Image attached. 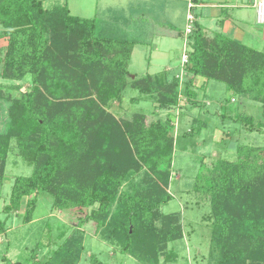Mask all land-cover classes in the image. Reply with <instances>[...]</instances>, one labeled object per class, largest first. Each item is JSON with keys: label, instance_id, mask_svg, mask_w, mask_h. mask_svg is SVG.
Listing matches in <instances>:
<instances>
[{"label": "trees", "instance_id": "trees-1", "mask_svg": "<svg viewBox=\"0 0 264 264\" xmlns=\"http://www.w3.org/2000/svg\"><path fill=\"white\" fill-rule=\"evenodd\" d=\"M44 2L0 0V79L14 83L30 77L28 91L19 97L0 94L8 119L0 133V186L11 142L31 167L29 176L12 179L0 212V236L11 213L22 206L23 222H30L37 195L46 194L53 209L81 213L77 228L93 221L101 238L122 254L141 264L167 262L169 244L182 237L178 219L159 211L172 200L167 189L176 129L168 116L163 121L145 114L116 119L105 107L132 89L159 110L178 108L180 98L190 108H202L196 79L217 82L233 96L259 104L258 119L238 115L234 121L264 137V51L219 33L207 38L194 22L182 82L166 71L131 79L127 66L133 47L145 44L141 37L131 40L117 24L103 26L71 15L67 5L45 8ZM207 125L194 118L182 136L192 140ZM229 147L235 159H214L190 189L209 203V261L264 264V146L235 141ZM143 169V179L130 192L120 190L129 173ZM71 234L43 261L33 258L41 247L37 243L29 264H77L83 234ZM5 264L22 263L5 259ZM90 264L103 263L92 258Z\"/></svg>", "mask_w": 264, "mask_h": 264}, {"label": "rangeland", "instance_id": "rangeland-1", "mask_svg": "<svg viewBox=\"0 0 264 264\" xmlns=\"http://www.w3.org/2000/svg\"><path fill=\"white\" fill-rule=\"evenodd\" d=\"M187 1L46 0L43 6L50 8L52 5H67L73 16L95 19L103 26L104 23L117 24L119 29L123 30L122 34L126 33L131 40L141 37L145 44H138L135 47L127 66L131 79L136 76L155 74L168 68L173 71L169 73V77L175 76L182 82L184 72L181 71L180 55L182 56L184 48L188 51L189 43L183 31L186 25ZM176 2L181 3L178 8H175ZM173 22L180 23V25H183L184 22L183 29L172 26ZM165 29L174 30L176 35L183 31L181 33L183 36L181 39L176 36L173 40L176 42L172 43L173 48L170 51H165L162 55L155 51L152 42L154 38L165 33ZM192 29L194 30L193 27ZM166 40L169 41L168 38ZM245 44L248 47L256 48L257 51H264L262 48H257V45H252L248 40ZM165 45L168 46V42H165ZM176 49L178 50V59L173 58ZM211 83L213 87L210 94L204 96L199 93L196 98L202 108H190L189 103L180 98L178 108H171L169 111L159 110L151 98L147 100L145 96L140 97L138 92L132 89H126L118 99L112 100L105 107V111L116 119L129 118L135 114H145L150 119L161 121L169 117L176 129L177 146L175 145L173 151L170 184L167 189L172 200L162 206L159 211L162 215H173L178 219L182 237L169 244L167 250L171 255L170 260L162 261L160 264H211L209 261L211 258L208 257L213 249L209 203L208 200L190 191L192 183L201 170L211 169L214 159L234 160L235 153L229 145L231 146L235 141L252 146H264L262 135L246 131L234 121L238 115L258 119L259 104L245 97L233 96L226 92L225 86L221 83ZM12 86L18 87V89L10 90ZM29 87L30 77L28 76L21 82L14 83L0 79V94L3 96L19 97L21 93L28 91ZM181 88L180 86V90ZM231 97L233 98L231 102L234 101L232 104L230 103ZM6 110L7 105L0 100V133L5 130V124L8 121ZM198 117L201 121L207 122V127L199 135L193 136L192 140L185 141L183 133L189 130L192 120ZM227 133L229 136L225 135ZM11 143L5 178L0 186V212L8 202L12 179L17 176L27 177L31 173V167L17 155L15 143ZM145 172L146 170L143 169L136 173H129L128 179L125 180L120 190L130 192L131 188L143 179ZM51 206V197L46 194H38L30 222H23L24 206L11 213L6 223L8 230L6 234L0 236V264H5V259L10 262L18 261L22 264H29L31 250L39 242L41 247L36 250L33 258L36 261H43L65 238L68 237L67 240L70 241L71 233H74L76 237L81 236L80 231L83 234L80 242L82 251L77 264H90L92 258L99 259L103 264H141L131 256L119 252L118 248L110 244L109 241L103 240L95 231L96 227L93 221H88L82 227L77 228L76 221L82 217L81 213L56 210ZM114 207L115 205L112 206L109 215Z\"/></svg>", "mask_w": 264, "mask_h": 264}, {"label": "crops", "instance_id": "crops-1", "mask_svg": "<svg viewBox=\"0 0 264 264\" xmlns=\"http://www.w3.org/2000/svg\"><path fill=\"white\" fill-rule=\"evenodd\" d=\"M189 2H192L194 5L192 9L188 8ZM250 2L251 0H195V2L192 0H188L187 10L185 13H192L194 22L201 26L202 32L207 38H211L214 34L219 33L226 38L240 42L244 45H246L245 42L248 40L252 45H257V48L264 49V25L257 23L255 11L250 6ZM180 4L176 2L175 8H178ZM187 14L185 15V21ZM171 25L177 29L180 28L182 30L184 22L183 25H180V23L175 24L174 22L171 23ZM183 31L181 33H183ZM181 33L176 35V32L174 30L165 29V33L153 39V48L155 49V51H158L159 54L163 55L165 51H170L173 48L172 43L176 42H173L176 36L180 37L181 39V36H183V34ZM166 38H168L169 41H167ZM139 41L144 42V40L142 39H140ZM165 42H168V46L165 45ZM136 46L137 45L133 47L132 52L136 49ZM173 58L178 59L177 49L176 53L173 54ZM178 67L180 69V61L178 63ZM161 71H167L168 73L173 72L168 70V68H164V70ZM194 87L197 98L199 96V93H202L204 96H207V94L209 95L213 85L211 82L204 84L203 80L196 79ZM233 102L234 101H232L231 104Z\"/></svg>", "mask_w": 264, "mask_h": 264}, {"label": "built area", "instance_id": "built-area-1", "mask_svg": "<svg viewBox=\"0 0 264 264\" xmlns=\"http://www.w3.org/2000/svg\"><path fill=\"white\" fill-rule=\"evenodd\" d=\"M250 6L255 11L257 23L264 25V0H251ZM193 7H194L193 3L189 2L188 8L192 9ZM193 23H194V17L192 15V13H189V15L186 17V26L184 29V34H186L185 36L187 39H188L189 35L191 34V32L193 31V29H192ZM186 52L187 51L184 48L183 54L181 56V68L187 61ZM181 71H182V69H181Z\"/></svg>", "mask_w": 264, "mask_h": 264}]
</instances>
